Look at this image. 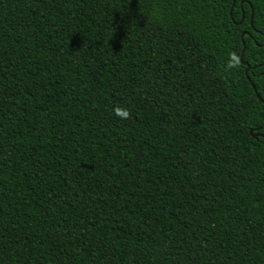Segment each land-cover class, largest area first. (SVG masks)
<instances>
[{"label":"trees","instance_id":"1","mask_svg":"<svg viewBox=\"0 0 264 264\" xmlns=\"http://www.w3.org/2000/svg\"><path fill=\"white\" fill-rule=\"evenodd\" d=\"M263 163L264 0H0V264H264Z\"/></svg>","mask_w":264,"mask_h":264},{"label":"water","instance_id":"2","mask_svg":"<svg viewBox=\"0 0 264 264\" xmlns=\"http://www.w3.org/2000/svg\"><path fill=\"white\" fill-rule=\"evenodd\" d=\"M233 1H234V4H235L236 0H233ZM243 35H244V34H243ZM244 64L247 66L246 74H248L249 69H250V65H249L248 63H245V62H244ZM252 86H253V88L255 87L254 84H252ZM258 98H259L260 100H262L261 97H260L259 95H258ZM250 133H251V135H252L253 137L256 136V134H254L253 131H251ZM263 166H264V163H263Z\"/></svg>","mask_w":264,"mask_h":264},{"label":"clouds","instance_id":"3","mask_svg":"<svg viewBox=\"0 0 264 264\" xmlns=\"http://www.w3.org/2000/svg\"><path fill=\"white\" fill-rule=\"evenodd\" d=\"M120 115H126V113H124V112H121V113H119Z\"/></svg>","mask_w":264,"mask_h":264}]
</instances>
